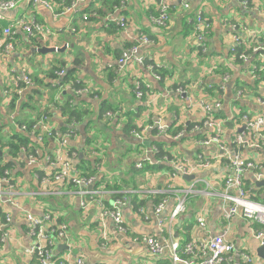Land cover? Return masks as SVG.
Listing matches in <instances>:
<instances>
[{"label":"crops","instance_id":"crops-1","mask_svg":"<svg viewBox=\"0 0 264 264\" xmlns=\"http://www.w3.org/2000/svg\"><path fill=\"white\" fill-rule=\"evenodd\" d=\"M49 1L51 8L19 2L9 10L0 11V29L12 25L19 17H27L49 26L52 31L48 37L41 38L15 28L12 37L6 38L13 41V49L4 52L0 46L1 134L20 132V123L33 122L61 102L62 89L52 84L49 73L55 66L65 69L74 66L76 61L77 79L93 89L99 99L89 95L78 97V107L87 114L78 136L70 142L78 156L82 155L73 160V165L76 169L84 156L86 138L96 137L90 148L97 149L100 160L93 175H96L95 182L98 177L104 181L94 188L103 191L101 199L106 207H111L115 199L126 197L120 207L127 232H120L111 218H101L98 201L79 195L75 185L40 179L53 170L45 158L53 154L54 140L28 143L27 150L35 149L39 158L33 164L27 163L26 153L20 152L14 157L7 147H2L0 165L8 164L17 183L13 203L4 202L5 195L0 193V225L6 234L0 240V264H31L26 249L32 245L33 238L28 234L24 214L40 215L45 210L53 211L68 227L67 242L59 246V253L80 255L87 264H170L167 251L155 257L143 242L136 240L142 234L151 235L166 246L176 241L179 250L189 240H206L223 234L234 244L232 264H242L240 251L252 255V264H264V257L258 253L262 243L257 237L263 227L239 215L224 216L231 204L223 197L227 190L224 180L233 171L220 149V145H225L228 152L236 149L232 141L244 124L241 116L254 115L261 109L257 99L264 96V55L254 52L246 61L235 56L237 48L250 49L264 39V0H191L189 8H184L181 0H83L64 14L63 6L73 0ZM162 4L167 5L169 15L164 27L150 17ZM197 12L211 22L204 52L198 48L193 34ZM117 19L125 20L124 27L117 25ZM139 33L152 42L140 44L137 54L160 66L163 75L160 80L154 78L145 62L142 65L132 60L122 67L117 64L121 52L136 41ZM234 34L241 37L242 45L234 41ZM43 46L62 51H37ZM20 69L26 70L34 84L16 94L12 108L11 96L4 90ZM141 80L151 88L139 98L135 87ZM178 87L184 91L175 90ZM201 99L222 103L214 113L224 122L219 144L207 141L212 131L206 128L189 131L202 118L196 105ZM103 100L111 106L106 110L113 115L110 120L106 111L99 118ZM51 120L56 126L63 123L58 114L51 116ZM157 121H162L171 134L176 128L191 127L188 131L184 128V136L177 140L156 136L154 131L143 133L141 139L130 133L133 128L141 131ZM128 125L131 128L126 133L124 128ZM244 135H247V144L239 148L240 153L264 171V132L245 129ZM160 137L170 140L164 141L163 147L168 156L193 167L201 157L209 160V165L194 167L187 174H172L171 164L159 161L151 151L150 141H158ZM138 162L142 163L141 168L136 167ZM160 162L172 171L165 166L155 170L144 168ZM242 180L245 187L252 188V198L264 204V184L258 185L263 180L255 179L254 169L246 171ZM107 185H116L118 190ZM115 193L119 195L115 197ZM179 198L185 200V211L169 224ZM161 199H165L164 206L156 214L154 207ZM82 201L87 202L86 207H82ZM6 214L10 215L7 225L4 224ZM197 216H203L204 227L198 225ZM159 220L162 223L158 225ZM179 255L184 257V253Z\"/></svg>","mask_w":264,"mask_h":264},{"label":"built area","instance_id":"built-area-1","mask_svg":"<svg viewBox=\"0 0 264 264\" xmlns=\"http://www.w3.org/2000/svg\"><path fill=\"white\" fill-rule=\"evenodd\" d=\"M83 0H73L69 5L63 6L62 14L70 8L76 7L77 3ZM183 2L184 8H189L191 0H181ZM19 2L30 3L32 6L41 4L47 8H51L53 5L49 0H0V11L9 10L15 7ZM246 4V1H243ZM161 11L158 15H151L152 21L162 27L166 26L168 20V7L166 4L161 5ZM86 18V15H84ZM118 26L124 27V22L119 21ZM211 22L204 16L201 12H197L194 17L193 24V34L198 42V48L200 51H206L205 39L207 33L210 30ZM18 28L24 31L28 36L38 35L41 38L48 37L52 31L49 26L37 22L34 18L19 17L10 26L0 29V40H3L0 45L4 52H9L13 49V41L6 40L8 37H12L14 29ZM148 37L139 33L136 41L124 49L117 59V64L122 67L132 60H136L140 64L144 65V58L138 56V48L140 44H146ZM234 41L238 45L243 44V40L238 35L234 34ZM264 50V39L259 43L252 46L250 49L245 48L239 53L241 60L246 61L250 55L254 52H261ZM147 69H149L156 80H160L161 76L157 72L160 68L157 64H146ZM264 69V66H263ZM58 77L65 74V69L61 68L55 71ZM59 80L52 79V84L59 87L60 89L69 90L73 93L74 97H79L82 95H89L95 99H99L98 95L94 93V90L90 87L81 84V82L76 79V84L78 86L67 83L65 85H57ZM140 81L136 82L135 94L137 97L141 98L144 96L147 90L151 88L149 83L141 85ZM34 82L32 78L28 75L26 70L20 69L17 71L10 79L9 83L4 90L7 96L16 95L23 88L33 85ZM143 88V89H142ZM178 92H183L184 89L178 87ZM240 94V92H239ZM238 94V95H239ZM71 102L73 100H70ZM258 104L261 109L258 113L251 115L250 117L246 114L242 115L243 123L246 126V130L251 131H262L264 132V96L257 99ZM200 111L202 112V118L195 123L190 132H197L198 129L206 128L212 131L211 139L207 141H214L218 144L220 143V136L224 131V122L222 119L216 117L214 113L219 110L222 106L220 101L206 102L203 99L199 100L196 104ZM55 111V114L61 118L62 121L67 119L65 115H61L58 106L54 105L53 109L47 113L41 114L39 118L31 123L18 125V133H24L32 140L37 143L44 144L47 139H52L56 143V148L52 155L46 156L45 160L47 163L52 165L53 170L49 173L44 174L40 177L36 174V177H40L43 181H62L67 184H72L77 187V192L79 195H88L95 201H98L100 207V217H109L112 219L113 223L116 225L120 232L126 233L127 227L123 222V216L120 204L126 199L123 197L121 199H115L111 207H106L101 199L103 191L100 188H94L96 181V175L85 176L81 172L75 169L73 165V160L78 158V151L72 150L70 148V142L78 136L79 127L82 124L76 120H72L69 123V127L66 131L60 132L59 126L52 123L51 115L49 112ZM105 115L107 119H112L113 115L111 111H106ZM149 131H154L156 136H167L174 140L180 139L184 136V128L182 127L177 133L171 134L168 127L162 122L157 121L152 123L150 126L145 127L141 131H136L135 128L131 129L130 133L135 137L141 139L143 133ZM263 135V134H262ZM247 135L243 132H237L233 136L232 144L236 149H231L229 152L225 145H220V149L223 154L222 157L227 161V166L233 171V174H227L225 176V187L226 192L223 193V197L226 202L231 203L227 208L224 216L225 218H230L233 215H239L247 220L260 224L263 228L257 233V237L263 243L264 238V204L258 202L252 198V188H247L243 184L242 176L246 171L254 169V175L256 180L264 181V171L260 169L253 161L246 160L239 151V148L247 144ZM32 140L30 142H32ZM29 142V143H30ZM206 142V141H205ZM28 145V143H27ZM27 145L20 148V152L26 153V159L28 164H33L39 160L37 151L34 149L33 153H28ZM152 153L158 152V148L153 145L151 146ZM91 156H98L96 150L91 152ZM163 161L169 162L173 168V173L187 174L194 167H207L209 165V160L202 159L199 157L194 167L189 166L185 162L179 160L176 157L163 155ZM0 165V193L5 195L3 201L8 203H13L12 196L14 194V186L17 183L16 179H12L10 175V169L8 166L3 167ZM99 166V165H98ZM137 168L142 167V163L138 162L136 164ZM96 199H95V197ZM164 200L161 199L156 203L154 211L159 214L164 206ZM86 201H82V207H86ZM140 211L142 208L140 207ZM185 211V200L184 198H179L177 204L172 210L169 224L173 222L176 217ZM25 221L27 222L28 234L33 238V243L30 248L26 249V253L30 256L31 264H87L83 257L80 255H72L71 253L60 254L56 250V246L62 243H66L68 239V227L65 221L59 219L57 215L51 210L44 211L41 215H35L32 213H26L24 215ZM199 226L204 227L203 216H197L196 218ZM10 221V215H5V225ZM162 223V220L158 221V225ZM1 228V225H0ZM1 231V229H0ZM6 238V234L3 232L0 234V240L3 241ZM136 240L143 242L149 252L155 256H161L164 251L168 252V258L170 264H232L234 252V244L229 240L224 238L223 234H216L206 240H189L185 242L179 250V246L176 241L172 242L169 246L163 245L157 238L142 234L136 237ZM180 253H184V257L179 256ZM242 260V264H252L253 257L247 252H239Z\"/></svg>","mask_w":264,"mask_h":264},{"label":"trees","instance_id":"trees-1","mask_svg":"<svg viewBox=\"0 0 264 264\" xmlns=\"http://www.w3.org/2000/svg\"><path fill=\"white\" fill-rule=\"evenodd\" d=\"M68 1H70V0H68ZM68 4H66V5H68ZM159 9H158L156 14H152V15H158L159 14ZM119 21H123L125 23V20H118L117 19V22H119ZM148 39L152 42V40L149 37H148ZM241 51H242L241 47L237 48V52H236V56H235V58L237 60H240L239 53ZM260 53L264 54V50H262ZM144 62H145V64H151V62L154 63L152 60L151 61H149V60L145 61L144 60ZM61 68H64V67H62L61 65L57 66V67L56 66L53 67L51 69L50 73H49L50 78L53 79V80L57 78V80H59L57 85H59V86L65 85L67 83H71L72 85L78 86L79 84H76L78 82H75V80L77 79V74H76V72H77V62L76 61L74 62V66L65 68V74L63 76H61V77H58L55 74V71L59 70ZM161 71H162L161 68L157 69V72L160 74L161 78H163V75H162ZM70 100H73V101L71 102ZM77 100H78V97L75 98L71 91L65 90V89L62 90V100H61V102H57L56 106H58V108H59V110L61 112L60 114L61 115H65L67 119H64L62 125H60V127H59L60 132L66 131L68 129V127H69V123L72 120H76V121L82 123V121L86 117L87 111L78 107ZM15 101H16V95H13L12 100L10 101V103H11L10 106L12 108L15 105ZM109 108H111V106L106 104L105 100L101 101L100 110H99V118H100V120L102 118L103 113L106 110H108ZM55 113H56L55 111L49 112V114L51 116H54ZM88 125H89V121H88ZM130 126L131 125H128L127 127L124 128L126 133H128V130L131 128ZM190 127L191 126L188 125V126H185L184 128L188 131ZM180 129H181V127L176 128V131L173 132V133H177ZM1 130H2V127L0 126V149L2 147H7L9 154H11L14 157H18L19 154H20V148L22 146H26L27 143H29L32 140L30 138V136H28V135H26L24 133H14V134L9 135V136L8 135H2L1 134ZM95 141H96V137H94V136L86 138L85 144H84V148H83L84 156L80 160V162L76 165V170L77 171H82L83 172L82 174L85 175V176H90V175L95 174L97 166L99 164V160H100L99 156H90L91 151L97 150V149H94V148H90L91 145H94ZM150 142L158 148V152H156V154H155L156 158L159 161L163 162V155H166V154L168 155V152H166L163 149V147L166 145V143L164 141H154V140H151ZM70 148L72 150H75L74 149L75 147H73V146L72 147L70 146ZM89 148H90V150H89ZM87 150H89V151L87 152ZM28 153H33V150L32 151H28ZM161 162L158 163V164H155V165H146L144 168L150 169V170H155V169H161L163 166H165L166 168L169 167L168 170L172 171V168L170 166H166L164 163H161ZM6 166H8V164H4L3 167H6ZM103 181H104L103 177L102 178L98 177V180H97V182H95L94 186L95 185L96 186L100 185ZM108 187L110 189H114V190L117 189L116 185L108 186ZM118 195L119 194H117V193L114 194L115 197L118 196Z\"/></svg>","mask_w":264,"mask_h":264},{"label":"water","instance_id":"water-1","mask_svg":"<svg viewBox=\"0 0 264 264\" xmlns=\"http://www.w3.org/2000/svg\"><path fill=\"white\" fill-rule=\"evenodd\" d=\"M37 51L42 52V53H44V52L45 53L46 52H61L62 49L57 48V47H45V46H43V47H40L39 49H37ZM228 124L231 126V123L230 122H228ZM245 129H246V126H245V124H243L238 129V132H243ZM156 140H158V141H166V142L170 141V140H166V139H164L162 137L157 138ZM81 157H82V155L80 154L78 156V158L80 159ZM188 176L193 177V175H185L184 177H188ZM263 184H264V181H261L260 183H258V185H263ZM258 253H259L260 256L264 257V240H263V243L261 244V246L258 249Z\"/></svg>","mask_w":264,"mask_h":264},{"label":"bare ground","instance_id":"bare-ground-1","mask_svg":"<svg viewBox=\"0 0 264 264\" xmlns=\"http://www.w3.org/2000/svg\"><path fill=\"white\" fill-rule=\"evenodd\" d=\"M181 3H182V5H183V2L181 1ZM160 11H161V8L159 9V13H160ZM167 12H168V10H167ZM152 20V19H151ZM158 26H160V25H158ZM162 27V26H161ZM151 43V41L148 39V41H147V43L146 44H150ZM262 55H264V54H262ZM240 58V57H239ZM141 85H145V84H147L148 82H144V81H140L139 82ZM237 94H239V91L237 92ZM246 115L247 116H251L250 114H248V113H246ZM101 220V219H100ZM180 256V255H179Z\"/></svg>","mask_w":264,"mask_h":264},{"label":"rangeland","instance_id":"rangeland-1","mask_svg":"<svg viewBox=\"0 0 264 264\" xmlns=\"http://www.w3.org/2000/svg\"><path fill=\"white\" fill-rule=\"evenodd\" d=\"M58 57H61V54H58ZM10 175H11V178H12V179H14V178H13V176H12V174H11V172H10ZM45 211H47V210H45ZM26 213H30V212H26ZM26 213H25V214H26ZM25 214H24V215H25ZM35 215H36V214H35ZM40 215H41V214H40ZM24 219H25V218H24ZM6 225H7V224H6ZM0 229H1V231H0V234H1V233H3V232H4V231H3V229H2V226H1V228H0ZM29 248H30V247H29ZM55 249H56V250H58V249H59V244L56 246V248H55Z\"/></svg>","mask_w":264,"mask_h":264}]
</instances>
